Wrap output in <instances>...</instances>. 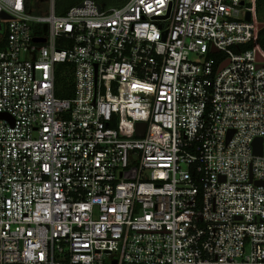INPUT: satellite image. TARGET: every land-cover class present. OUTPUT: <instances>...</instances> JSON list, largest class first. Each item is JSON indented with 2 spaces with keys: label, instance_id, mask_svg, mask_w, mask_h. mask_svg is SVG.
Returning <instances> with one entry per match:
<instances>
[{
  "label": "built area",
  "instance_id": "2783aa9c",
  "mask_svg": "<svg viewBox=\"0 0 264 264\" xmlns=\"http://www.w3.org/2000/svg\"><path fill=\"white\" fill-rule=\"evenodd\" d=\"M58 8L0 0V264H264L256 0Z\"/></svg>",
  "mask_w": 264,
  "mask_h": 264
},
{
  "label": "trees",
  "instance_id": "16d2710c",
  "mask_svg": "<svg viewBox=\"0 0 264 264\" xmlns=\"http://www.w3.org/2000/svg\"><path fill=\"white\" fill-rule=\"evenodd\" d=\"M59 5V12H64L68 8L79 4L83 0H57ZM103 8L120 7L124 5L127 0H94ZM257 16L260 22L259 44L264 49V0H256ZM4 49V45H0V51ZM57 83V97L68 99L73 96L74 92V77L73 70L69 65H59L56 75Z\"/></svg>",
  "mask_w": 264,
  "mask_h": 264
},
{
  "label": "water",
  "instance_id": "95a60500",
  "mask_svg": "<svg viewBox=\"0 0 264 264\" xmlns=\"http://www.w3.org/2000/svg\"><path fill=\"white\" fill-rule=\"evenodd\" d=\"M6 19H8V18H6ZM247 19H248V21H250V14H248ZM0 117H3V116H0ZM139 126L140 127H145V123H140ZM255 153L256 154H261L262 153V146H261V140L260 139L255 142Z\"/></svg>",
  "mask_w": 264,
  "mask_h": 264
},
{
  "label": "rangeland",
  "instance_id": "374dc122",
  "mask_svg": "<svg viewBox=\"0 0 264 264\" xmlns=\"http://www.w3.org/2000/svg\"><path fill=\"white\" fill-rule=\"evenodd\" d=\"M43 1V0H42Z\"/></svg>",
  "mask_w": 264,
  "mask_h": 264
}]
</instances>
